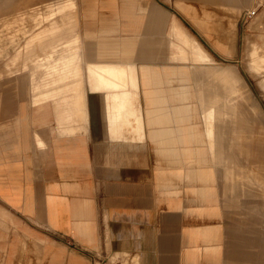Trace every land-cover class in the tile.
I'll return each instance as SVG.
<instances>
[{
	"label": "crops",
	"instance_id": "1",
	"mask_svg": "<svg viewBox=\"0 0 264 264\" xmlns=\"http://www.w3.org/2000/svg\"><path fill=\"white\" fill-rule=\"evenodd\" d=\"M54 1L22 13L0 0V264H264L262 120L223 164L166 154L163 138L184 113L194 127L193 80H211L184 71L182 31L214 56L254 5L244 45L263 58L264 0Z\"/></svg>",
	"mask_w": 264,
	"mask_h": 264
},
{
	"label": "bare ground",
	"instance_id": "2",
	"mask_svg": "<svg viewBox=\"0 0 264 264\" xmlns=\"http://www.w3.org/2000/svg\"><path fill=\"white\" fill-rule=\"evenodd\" d=\"M70 0H62V1H60V2H55L54 1V3H53V5H51V7H54V8H59V9H62V8H64V7H67L68 8V6L70 7V4H72V5H74V3H75V1L74 2H72V3H70ZM71 5V6H72ZM65 9V8H64ZM59 11V10H58ZM260 24V23H259ZM258 24V28H259V26L261 27V24L259 25ZM178 30V29H177ZM178 36V35H177ZM182 40H183V44H184V46H179L180 48V56L184 59V61H190L191 62V60H192V62H193V72H194V74H196V75H200V76H202V74H205L206 76H208V77H210L211 78V80H210V78H208L210 81H207V78H205L206 80H203L202 78H197V79H195V80H193V83H194V88H195V91H196V97H195V101H194V103H196V105H198L197 107H195L194 105V103H193V106L195 107V110H197L196 108H198L199 109V111L197 110V114L196 113H194V114H196L195 115V117L196 118H194V127H192L191 125L193 124H191V117L190 116H187L186 115V113H184L185 114V116H184V118H183V120H184V122L182 123L181 121V123L183 124H181V125H178L179 127L181 126L182 128H180L179 130L180 131H177L176 132V125L174 124L175 122H170L169 121V124H168V127L166 126V135H161V136H159L160 135V132H158V134L157 133H155V134H157L159 137H163L164 139L166 138L165 136H167V139H165V142H167L168 143V145H165V146H168V148H164V149H166L165 150V152L166 151H168L169 152V149L170 150H173V152L175 153V154H178V156H180V157H184V158H186V156H187V154H188V151H193L194 150V152L197 154V157H198V159H199V161H200V163H207V164H215V165H217V164H223V163H225L226 162V160L228 159V157L230 156L231 157V159H232V156H231V152H233V150H232V148H231V144L234 142L235 143V139H236V135L238 134V131L240 130L239 128H238V126H239V121L243 118V113L241 112V110L242 109H244V105H245V99H244V97L241 95V94H239L238 93V91H237V89H236V80L235 79H233V76L231 77V76H229V74L226 72V70H225V68H224V66L222 65V64H220L219 62H217L215 59H213V57H212V55H211V53L198 41V40H196V39H194V38H192V36L191 35H189L187 32H183L182 31ZM182 43V42H181ZM180 43V44H181ZM73 47V46H72ZM70 48V47H69ZM63 49V48H62ZM73 50H75L74 48H72ZM69 52H71V50L69 51ZM68 52V53H69ZM68 53L66 54L67 56H68ZM74 53V52H73ZM73 53H71V54H73ZM64 54V53H63ZM69 55H70V53H69ZM71 57V56H70ZM73 57V56H72ZM251 57V56H250ZM250 59V58H249ZM71 60H73V59H71ZM251 60V59H250ZM252 63H253V65H254V67H255V69H257L258 70V72L259 73H263L264 72V60H261L260 58H259V56H258V54H256V53H253V57H252ZM105 64H103L102 65V67H105L104 66ZM252 65V64H251ZM91 66V65H90ZM89 66V67H90ZM98 66H100V65H98ZM110 66V65H109ZM108 66V67H109ZM115 66H117V64L115 65ZM115 66H113L114 67V69L113 70H115ZM123 67L122 68H124V65H122ZM33 67V66H32ZM36 67H38V66H36ZM95 67V66H94ZM101 67V66H100ZM99 68L98 67V69H97V67H96V69H97V71L99 70V69H103V68ZM107 67V66H106ZM105 67V68H106ZM230 67H232V66H230ZM230 67H228V68H230ZM121 68V69H122ZM135 68V67H134ZM33 69V68H32ZM117 69H119V68H117ZM125 69V68H124ZM129 69H131V68H129ZM232 69V68H231ZM34 70H35V68H34ZM93 70H95V69H93ZM106 71V73H108L107 72V70H109L110 71V74H111V70L109 69V68H106L105 69ZM131 70H133V71H135L136 69H131ZM29 71V70H28ZM32 71V70H31ZM118 71V70H117ZM120 71V70H119ZM185 71V70H184ZM191 71H192V69H191ZM229 71V70H228ZM101 72H103V70H101ZM100 72V73H101ZM104 72V73H105ZM114 72H116V70L114 71ZM125 72V70H123V72L122 71H120V73L122 74V73H124ZM126 72H127V69H126ZM129 73H130V70L128 71ZM186 72V71H185ZM232 72V71H231ZM113 73V72H112ZM134 74H136L135 72H133ZM133 73H132V75H133ZM188 73V72H187ZM52 74V73H51ZM116 74H117V72H116ZM131 74V73H130ZM129 74V75H130ZM185 74V73H184ZM234 74V73H233ZM118 75H119V73H118ZM125 74H122V76H124ZM187 75V74H186ZM52 76V75H51ZM100 76H102V77H104L103 75H100ZM131 76V75H130ZM135 76V75H134ZM136 76H137V74H136ZM135 76V77H136ZM178 76V75H177ZM45 77H47V76H45ZM119 77V76H118ZM120 77H121V75H120ZM131 77H133V76H131ZM130 77V78H131ZM135 77H134V79H135ZM172 77V76H171ZM185 78H187L186 76H184ZM108 78V77H107ZM124 78H126V77H121V79L123 80ZM129 78V79H130ZM138 78V77H137ZM179 78V77H178ZM236 78V77H235ZM128 79V78H127ZM132 79V78H131ZM134 79H132V80H134ZM115 80V79H114ZM118 79H116V81H117ZM125 80V79H124ZM135 80H137V79H135ZM171 80V79H170ZM97 81V80H96ZM102 81H104V80H102ZM105 81H109V80H105ZM115 81V82H116ZM121 81V80H120ZM128 81V80H127ZM50 82V81H49ZM94 82V81H93ZM99 83H100V81H98ZM112 82L113 83H111V81H110V83H111V85L112 84H114L115 86L117 85V83L119 84V81L117 82V83H115L114 81H113V79H112ZM123 82L124 81H122V84H123ZM125 82H126V80H125ZM129 82H131V81H129ZM59 83V82H58ZM96 83V82H95ZM102 83V85H101V87L103 88V89H105L104 87H105V85H104V83H106V82H101ZM100 83V84H101ZM109 83V84H110ZM128 83V82H127ZM131 83H139L138 82V80H137V82H135V81H133V82H131ZM190 81H188V78L187 79H184L183 78V80H181V81H179V83H178V87L179 88H183V89H180V90H178V91H181L182 93H184L185 91V93H187V88L188 87H190ZM98 84V83H97ZM100 84H98V85H100ZM120 84H121V82H120ZM103 85H104V87H103ZM126 85V84H125ZM108 86H110V85H108ZM107 86V87H108ZM119 86V85H118ZM122 86V85H121ZM123 86H124V84H123ZM122 86V87H123ZM128 86V84L125 86V87H127ZM131 86V85H130ZM129 86V87H130ZM133 86H135L134 84H132V87ZM139 86V85H138ZM137 86V87H138ZM95 87H98V86H95ZM100 87V88H101ZM106 87V88H107ZM101 88V89H102ZM111 88V87H110ZM114 88V87H113ZM117 88V87H116ZM121 88V87H120ZM134 88H136V87H134ZM177 88V87H176ZM176 88H174V90L176 89ZM102 89V90H103ZM133 89V88H132ZM139 89H140V87H139ZM170 89V88H169ZM168 89V90H169ZM171 89H173V88H171ZM171 89L169 90L170 92H171ZM184 89H186V90H184ZM189 89V88H188ZM192 89V88H191ZM99 90V89H98ZM113 90V89H112ZM115 90V89H114ZM117 90V89H116ZM121 90H123V89H121ZM121 90H120V92H121ZM126 90H128L127 88H126ZM126 90H124V91H126ZM131 90V89H130ZM174 90H172V91H174ZM182 90H184V91H182ZM162 91V90H161ZM189 91H190V89H189ZM115 92V91H114ZM119 92V93H120ZM135 92H136V90H135ZM149 92V91H148ZM168 92V91H167ZM175 92H176V90L174 91V94H175ZM108 93V92H107ZM116 93H117V91H116ZM122 93H124V92H122ZM126 93H127V95H128V93H129V90H128V92L126 91ZM131 93V92H130ZM139 93V92H138ZM172 93V92H171ZM114 94V93H113ZM125 94V93H124ZM132 94H136L137 95V93H132ZM168 94V93H167ZM170 94V93H169ZM187 94H189V93H187ZM80 95H81V93H80ZM110 95H111V93H110ZM121 95V94H120ZM127 95L125 96V97H127ZM130 95V94H129ZM177 95V94H176ZM184 95V94H183ZM106 96H108V94L106 95ZM105 96V97H106ZM122 96H124L123 94H122ZM122 96H120L119 97V94H118V98H119V101H120V103H121V100H122ZM132 96H134V95H132ZM156 96V95H155ZM175 96V95H174ZM178 96V95H177ZM48 96H46V98H47ZM114 97H116L117 98V95H115L114 94ZM114 97H112V98H114ZM124 97V98H125ZM170 97H171V95H170ZM182 97V96H181ZM180 95L176 98V96H175V101H173L174 102V104H175V102H177V101H179V100H181L180 98ZM248 97V96H247ZM45 98V97H44ZM110 98H111V96H110ZM117 98V99H118ZM128 98V97H127ZM150 98H152V97H150ZM183 98H184V101H183V103H190L189 102V100L191 99V96L189 95H184L183 96ZM182 98V99H183ZM36 99V98H35ZM38 99V98H37ZM106 99V98H105ZM121 99V100H120ZM134 99H135V97H134ZM154 99V98H153ZM171 99V98H170ZM169 99V100H170ZM174 99V98H173ZM179 99V100H178ZM193 99V98H192ZM108 100V99H107ZM114 100V99H113ZM128 100V99H127ZM136 100V99H135ZM168 100V99H167ZM116 101V100H115ZM114 101V102H115ZM124 101V100H123ZM191 101V100H190ZM83 102V101H82ZM117 102H118V100H117ZM134 102H136V101H134ZM133 102V103H134ZM150 102H151V100H150ZM152 102H153V100H152ZM171 102V100L169 101V103ZM111 103H113V102H111ZM119 103V104H120ZM123 103V102H122ZM182 102L180 101V104H181ZM124 104V103H123ZM130 104V103H129ZM128 104V105H129ZM154 104V103H153ZM153 104H150V105H153ZM171 104H172V102H171ZM177 104H179V102H177ZM110 105H112V104H110ZM121 105V104H120ZM125 105V104H124ZM182 105V104H181ZM187 105H189V104H187ZM190 105H191V103H190ZM108 106V105H107ZM113 106H115V103H113ZM117 106V105H116ZM115 106V107H116ZM122 106V105H121ZM135 103H134V108H135ZM169 106H172V105H169ZM178 106V105H177ZM111 107V106H110ZM152 107V106H151ZM181 107V106H180ZM180 107H173L174 108V110H175V108H177L179 111H181V109H180ZM80 108V107H79ZM113 108V107H112ZM117 108V107H116ZM119 108V107H118ZM121 108H124V106L123 107H121ZM183 108H184V110H185V107L183 106ZM109 109V107L107 108V110ZM114 109V108H113ZM120 109V108H119ZM151 109H153V108H151ZM151 109H148V111L149 110H151ZM187 109L188 108H186V112H187ZM112 110V109H111ZM131 110V109H130ZM135 110H136V108H135ZM170 110V109H169ZM171 110H173V109H171ZM173 110V111H174ZM177 110V111H178ZM183 110V109H182ZM190 110V109H189ZM114 111V110H113ZM113 111H110V114L113 112ZM118 111H121V109L120 110H118L117 109V111H116V113H118ZM191 111V110H190ZM115 112V111H114ZM113 112V113H114ZM125 111H123V113H124ZM127 112H128V110H127ZM150 112V111H149ZM6 113V112H5ZM130 114H133L134 113V110H133V113H131V111L129 112ZM169 113V112H168ZM173 113V112H172ZM177 113H179V112H177ZM181 114H182V112H180ZM192 113V111L191 112H189V114H191ZM100 114V113H99ZM99 114H98V116H99ZM104 114V113H103ZM109 114V113H108ZM115 114V113H114ZM119 114V113H118ZM118 114L116 115L115 114V118L117 117L118 118ZM140 114V113H139ZM147 114V113H146ZM150 114V113H149ZM155 114V113H154ZM174 114H176V111H174ZM181 114H180V116H181ZM113 115V114H112ZM121 114H119V116H120ZM97 116V115H96ZM102 116V115H101ZM142 115H140V117H141ZM147 116V115H146ZM191 116H192V114H191ZM106 117V116H105ZM114 117V116H113ZM123 117H125V115L123 116ZM133 117V116H132ZM137 117H139V115L137 116ZM137 117H136V119H137ZM149 117V116H148ZM155 117V116H154ZM179 117V116H178ZM111 118H112V116H111ZM162 118V117H161ZM182 118V116L179 118V120ZM113 120H115L114 118H112ZM126 119L128 120V118L126 117ZM129 119H130V116H129ZM132 119V118H131ZM134 119V118H133ZM132 119V120H133ZM139 119V118H138ZM150 119V118H149ZM148 119V121H150ZM170 119V118H169ZM175 119H177V115H176V118ZM140 120H142L141 118H140ZM152 120V119H151ZM193 120V119H192ZM116 121V120H115ZM123 121L125 122V120L123 119ZM130 121V120H129ZM136 121V120H135ZM143 121V120H142ZM141 121V122H142ZM174 121H176V120H174ZM253 121H254V119H253ZM114 122V121H113ZM132 122H134V121H132ZM152 122V121H151ZM177 122L179 123V121L177 120ZM131 123V122H130ZM134 123H137V122H134ZM149 123V122H148ZM154 123V122H153ZM152 123V124H153ZM177 123V124H178ZM127 124V123H126ZM132 124V123H131ZM130 124V125H131ZM151 124V123H150ZM156 124V123H155ZM155 124H153V125H155ZM161 124V123H160ZM159 124V125H160ZM135 126H136V124H134ZM142 125V124H141ZM140 125V126H141ZM149 125V124H148ZM164 125V124H163ZM176 126V127H174V126ZM190 125V127H188V126ZM143 126H144V124H143ZM143 126L141 127V128H143ZM153 127V126H152ZM155 127V126H154ZM165 127V126H164ZM163 127V128H164ZM178 127V128H179ZM9 128V127H8ZM136 128V127H135ZM138 128V127H137ZM153 129H155V128H153ZM152 129V130H153ZM157 130H158V128H157ZM156 130V131H157ZM159 130H160V128H159ZM162 130V129H161ZM160 130V131H161ZM178 130V129H177ZM143 131H144V128H143ZM137 132V131H136ZM144 133V132H143ZM152 133V132H151ZM162 133V132H161ZM138 134V133H137ZM139 134H140V132H139ZM178 134V135H177ZM136 135V134H135ZM143 135V134H142ZM141 135V136H142ZM250 135V134H249ZM176 136H178V137H176ZM154 137H155V135H154ZM247 137V136H246ZM151 139H152V137H151ZM159 140H161L162 141V139H160V138H158ZM163 139V140H164ZM158 140V141H159ZM167 140V141H166ZM153 141H155V139L153 140ZM181 141H182V143H181ZM231 141H232V143H231ZM164 143V142H163ZM188 143L190 144V147H187V145H188ZM183 145V147H184V149H182V151H180V147ZM163 146V145H162ZM193 146V147H192ZM160 147V146H159ZM156 148V147H155ZM159 149L160 151H164V149ZM176 149H178V150H176ZM177 151V152H176ZM164 152V153H165ZM172 152V151H171ZM194 152H192V153H194ZM191 153V152H190ZM163 154V153H162ZM166 154H167V152H166ZM170 154V153H169ZM168 154V155H169ZM173 154V153H172ZM171 154V155H172ZM165 155V154H164ZM168 155H165V158L164 159H162L163 161L165 160V164H166V161H167V157L166 156H168ZM172 156H174V154L172 155ZM191 156V155H190ZM189 155H188V158L190 157ZM193 156V155H192ZM195 157H196V155H194ZM162 157V156H161ZM160 157V158H161ZM169 157V156H168ZM194 157V158H195ZM174 158V160H176L177 159V156H175V157H173ZM196 159V158H195ZM161 160V161H162ZM189 160V159H188ZM162 161V162H163ZM169 161V160H168ZM167 161V162H168ZM183 161V160H182ZM176 162H180V161H176ZM176 162H173L175 165H176ZM164 163V162H163ZM169 163H171L172 164V162H170L169 161ZM173 164V165H174ZM179 164V163H178ZM196 164V163H195ZM34 243V242H33ZM38 249V248H37Z\"/></svg>",
	"mask_w": 264,
	"mask_h": 264
},
{
	"label": "rangeland",
	"instance_id": "3",
	"mask_svg": "<svg viewBox=\"0 0 264 264\" xmlns=\"http://www.w3.org/2000/svg\"><path fill=\"white\" fill-rule=\"evenodd\" d=\"M60 1L62 0H59L57 2H60ZM48 2H51V0H21L19 1L17 5H15L14 0H8V3H9L8 11L9 12L10 10L15 11V8H18V11H21L23 13V12L30 10L32 7H43L47 5ZM51 5H53V3ZM255 7L256 6L254 5L252 7H249L248 12L252 10L257 11V8L255 9ZM243 14L244 13L238 14L237 18H238V21L242 24L249 23L247 26L248 29L247 31H245L247 27L243 29V26L241 25V26H238L237 33H235L232 30L231 47L233 45L235 47L228 48V49L227 48L226 49H222V48L216 49L215 48L216 49L215 55L213 56L211 54L213 59H215L217 62L222 64L224 68L226 67L225 70L229 74V76L231 77L233 76V79L236 80V89L238 93L241 94L246 101L244 105V109L241 110V112L243 113V118L239 121L238 128L240 130L238 131V134H237L238 137L239 136L243 137L244 135H248V134L254 135L253 128L251 127L253 125L250 124L249 121H252L253 119L255 120L256 118H260L262 120V126H263V132H264V80L260 79V77L255 75V72L257 70L255 69L253 63L250 62V59H251L250 56L252 52L251 50L253 48L255 49V47L249 48V50H247L246 44L244 45V39H243V34L245 38V33H248V35L250 34V38H254L256 34L259 33L260 31L257 29H251V30L249 29V25L254 20L255 17L253 16H255L256 13L252 17L247 18V19L244 18ZM259 40L260 42L262 41V39H259ZM224 50L226 51L225 55L221 53ZM260 50L262 51V48H260ZM263 52H264V49H263ZM253 53L257 54V51L254 50ZM259 58L261 60H264V57L262 58L259 56ZM247 60H249V63L247 62ZM191 67L192 68H189L190 70H188V67L185 65L183 68L187 72H193L192 63H191ZM256 111L258 112V114ZM262 153H263V160H264V137L262 141ZM222 219L226 223L225 226H226V231H227L230 225L232 224V222L228 220L227 213L226 214L224 213Z\"/></svg>",
	"mask_w": 264,
	"mask_h": 264
},
{
	"label": "built area",
	"instance_id": "4",
	"mask_svg": "<svg viewBox=\"0 0 264 264\" xmlns=\"http://www.w3.org/2000/svg\"><path fill=\"white\" fill-rule=\"evenodd\" d=\"M256 13V10H252V11H250V12H248V11H245L244 12V18H250V17H252L254 14Z\"/></svg>",
	"mask_w": 264,
	"mask_h": 264
}]
</instances>
